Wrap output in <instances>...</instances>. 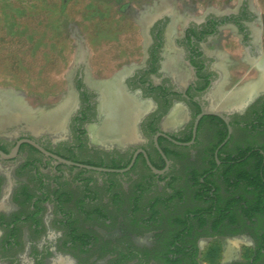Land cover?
I'll list each match as a JSON object with an SVG mask.
<instances>
[{
    "label": "flooded vegetation",
    "instance_id": "1",
    "mask_svg": "<svg viewBox=\"0 0 264 264\" xmlns=\"http://www.w3.org/2000/svg\"><path fill=\"white\" fill-rule=\"evenodd\" d=\"M227 4L188 17L162 1L138 17L144 38L129 62L95 69L82 50L62 129L0 127V264H71L53 258L59 234L47 225L50 207L58 210L50 220L64 228L65 248L93 247L63 209L72 201L64 181L73 173L83 181L98 174L108 190L146 175L138 196L163 187L166 197L149 201L142 220L162 226L145 260L203 264L209 242L236 238L249 240V253L221 264H264V144L249 143L264 138V87L247 94L264 63V8L255 0ZM118 92L125 125L134 127L122 142L111 112ZM77 201L82 216L105 220L104 207L121 203L119 193L103 202L88 188ZM139 201L132 199L135 209ZM44 254L53 257L44 262Z\"/></svg>",
    "mask_w": 264,
    "mask_h": 264
},
{
    "label": "rangeland",
    "instance_id": "2",
    "mask_svg": "<svg viewBox=\"0 0 264 264\" xmlns=\"http://www.w3.org/2000/svg\"><path fill=\"white\" fill-rule=\"evenodd\" d=\"M162 1L165 0H0V91L6 93L0 94V111L9 101L21 99L34 113V122L30 125L31 119L22 117V120V111L17 110V114L14 111L12 114L19 117L16 123H25L34 131L45 129L46 125H39V118L49 117L70 106L69 79L78 65L82 50L87 51L88 60L95 69L97 65L113 61L119 64L129 62L130 55L134 54L131 50L139 48V40L144 38L138 17L153 12ZM169 1L176 13L189 17L202 13L210 6L223 7L232 0ZM255 1L264 8V0ZM254 74L250 70L249 76ZM253 82L256 81H249L247 85ZM12 115L8 114V117ZM249 143L264 144V138L250 136ZM91 176L93 179L89 181H83L75 173L68 176L64 182L72 193V201L63 209L77 217L76 225L80 232L94 238L93 247L83 252L79 243L65 248L64 228L53 226L54 222L50 220L58 215V210L50 207L46 211V222L51 230L59 234L57 254L54 257L42 255L44 262L53 257L71 264H116L121 258V264H158L157 261L143 259L142 255L157 245L162 226L146 225L142 220L148 214L146 206L149 201L166 197L163 187L149 188L138 196L139 188L146 186V175L121 180L112 190L107 189L102 176ZM180 182L187 181L184 178ZM86 188L103 202H107L113 192L116 195L119 193L120 205L104 207L109 214L108 220L86 218L80 214L77 200ZM248 196L249 199L254 197L252 193ZM134 198L140 200L137 209L132 206ZM85 208L92 210L96 207L90 205ZM26 234L23 236L25 242L30 241ZM249 251V240L216 239L201 250V262L221 264L229 254L241 252L244 256Z\"/></svg>",
    "mask_w": 264,
    "mask_h": 264
},
{
    "label": "bare ground",
    "instance_id": "3",
    "mask_svg": "<svg viewBox=\"0 0 264 264\" xmlns=\"http://www.w3.org/2000/svg\"><path fill=\"white\" fill-rule=\"evenodd\" d=\"M260 64L261 65L258 68L259 69V75L257 77V81L248 85V92H247L248 96H251V93L257 91L258 88L264 87V63L260 62ZM9 93H11V92H9ZM118 94H119V92L116 93L115 101L113 102L111 112L113 113L114 123L117 125V127H116L117 130L121 131L120 132L121 136L119 137V141L122 142L124 140L130 139L133 136L134 127L132 126L133 124L128 125V126L125 125V123H127V120L125 119V116L123 115V112H122L124 110L123 107L125 108V105H123V99H122L121 95L120 94L118 95ZM14 95H16V94H14ZM20 100L17 98V99H14L13 101H9L6 105V107L2 111H0V127L7 126V125L10 126V124L16 123L19 120V117L14 116L12 114H14L13 111L16 113L17 110H19V112L22 111L21 119H22V117H24L23 119H25V118L31 119V121L28 120L29 123L34 122V121H32L34 113L32 111L28 110L27 106L23 102H21ZM55 111H57V110H55ZM66 112H67V110L63 109L59 113L56 112L55 114H52L49 117L45 116L44 118H42V119L39 118V120L38 119L37 120H38L39 125L42 124V127H43V125H46L47 127H50V129H54V130L58 131V130L62 129V127H63ZM6 113L12 115V117H8V114H6ZM35 113H37V112H35ZM40 113L41 112H39V114ZM46 113L49 114V112H46ZM1 115H3V116L1 117ZM36 116H37V114H36ZM36 123H37V121H36ZM30 125H31V123H30ZM47 127L45 129H47ZM37 130H40V129H37Z\"/></svg>",
    "mask_w": 264,
    "mask_h": 264
},
{
    "label": "water",
    "instance_id": "4",
    "mask_svg": "<svg viewBox=\"0 0 264 264\" xmlns=\"http://www.w3.org/2000/svg\"><path fill=\"white\" fill-rule=\"evenodd\" d=\"M7 92V91H6ZM8 92H11V91H8ZM2 93H5V92H3V91H0V94H2ZM16 150V148L14 149V151ZM65 163H70L69 161H65V160H63ZM80 166H84V167H87V168H92V169H95V170H107V169H103V168H100V167H93V166H87V165H80ZM124 170H126V168L125 169H119V170H113V171H117V172H122V171H124ZM155 170V169H154Z\"/></svg>",
    "mask_w": 264,
    "mask_h": 264
},
{
    "label": "trees",
    "instance_id": "5",
    "mask_svg": "<svg viewBox=\"0 0 264 264\" xmlns=\"http://www.w3.org/2000/svg\"><path fill=\"white\" fill-rule=\"evenodd\" d=\"M260 193H262V192H260ZM259 197H260V199L263 198L262 195L259 196V195L256 193V197H255V199H259Z\"/></svg>",
    "mask_w": 264,
    "mask_h": 264
}]
</instances>
